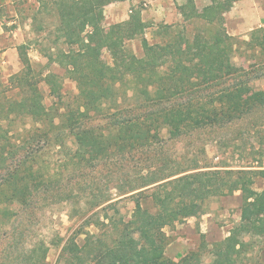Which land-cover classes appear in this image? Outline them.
I'll return each mask as SVG.
<instances>
[{"label": "rangeland", "instance_id": "obj_1", "mask_svg": "<svg viewBox=\"0 0 264 264\" xmlns=\"http://www.w3.org/2000/svg\"><path fill=\"white\" fill-rule=\"evenodd\" d=\"M52 2L0 0V184L18 164L20 173L31 167L37 177L49 182L34 194L29 207L0 188V264H73L69 255L62 252L69 239L78 246L109 245L120 235L121 222L131 220L133 194L141 191L142 196H148L153 185L125 195H120V191L157 168L174 170L178 176L208 171L244 172L247 174L242 177L251 191L263 189L264 178L257 174L264 170V107L229 124L192 133L155 128L142 149L115 152L99 162L78 164L73 159L74 136L59 126L66 109L86 112L81 125L99 131L109 127L111 118L122 119L140 111H132L135 101L131 88L125 84L116 86L114 106L98 101L95 94L88 102L75 82L64 76L62 65L67 47L57 32ZM142 3L139 7L145 9ZM241 11H248L246 25L240 24L238 17L237 27L234 20L224 21L225 32L232 37L229 70L234 72L236 81L246 82L253 91H264V57L251 45L255 31H264V0H251L238 9ZM146 23L145 38L150 44L157 43V25L150 20ZM197 27L210 31L213 28L186 24L190 34ZM127 48L137 57L142 56L140 39L128 42ZM20 52L26 54L31 70L29 82L36 83L53 125L44 118L38 120L8 111L12 102L23 97L19 81L15 80L28 72ZM103 59L110 63L107 52ZM47 74L62 77L60 97L49 93L44 83ZM242 202V193L235 191L196 203L195 215L163 229L167 237L166 257L178 261L181 256L198 251L201 264H210L211 246L227 237L239 223ZM143 207L155 212L150 199L143 201ZM250 243L254 256L247 255L242 264H264V253L257 254L264 239L254 238Z\"/></svg>", "mask_w": 264, "mask_h": 264}, {"label": "trees", "instance_id": "obj_2", "mask_svg": "<svg viewBox=\"0 0 264 264\" xmlns=\"http://www.w3.org/2000/svg\"><path fill=\"white\" fill-rule=\"evenodd\" d=\"M126 0H53L57 32L67 47L62 68L64 76L74 81L85 100L117 106V85H127L135 101L133 112L141 114L111 118L105 131L82 126L86 112L66 109L59 126L74 136L73 159L78 164H92L109 158L115 152L137 151L146 147L156 128L168 132L192 133L207 127L229 124L253 109L264 107V91H253L246 82L236 81L229 70L232 37L225 32L224 15L237 0H209L201 11L193 0H183L178 7L182 24L156 26L160 40L150 44L145 38L148 24L141 19V8L124 22L104 28V7ZM40 5V4H39ZM40 7V6H39ZM200 23L210 31L195 28L188 33L186 24ZM180 28V30H177ZM196 31V33H195ZM251 45L264 57V31H255ZM140 39L142 56L137 57L127 43ZM107 52L110 63L103 59ZM20 58L28 69L15 80L23 92L20 101L12 102L8 111L53 125L49 108L36 83L29 82L30 66L24 52ZM62 77L45 75L49 93L60 97ZM25 83V84H23ZM26 89V90H25ZM113 106V105H112ZM194 169V168H193ZM157 168L146 176L128 183L120 195L151 187L148 196L133 194L131 220L121 222L120 235L108 245L78 246L69 239L62 247L73 264H201L198 251L181 256L178 261L166 257L167 237L163 229L196 214L195 204L213 197L242 193L239 223L227 237L211 246L210 264H242L247 255L254 256V238L264 239V187L255 193L247 186L244 172L208 171L182 176ZM167 171V172H165ZM20 164L10 170L0 184L2 191L24 207L41 187L48 184L30 167L20 173ZM247 174V173H245ZM244 174V175H245ZM264 178V170L258 172ZM150 199L155 212L143 207ZM47 249L43 250V254ZM260 256L264 245L258 248ZM252 253V254H251ZM44 258V255H43Z\"/></svg>", "mask_w": 264, "mask_h": 264}, {"label": "crops", "instance_id": "obj_3", "mask_svg": "<svg viewBox=\"0 0 264 264\" xmlns=\"http://www.w3.org/2000/svg\"><path fill=\"white\" fill-rule=\"evenodd\" d=\"M126 0L121 2H114L106 5L103 12L102 25L104 28H108L111 25L124 22L128 19L129 15L136 9L140 8L139 5L142 3L145 9H141V19L143 22L149 20L154 22V26L161 25H175L176 23L182 22L180 11L176 9V5L179 7L183 4V0ZM251 0H237L229 12L224 15L226 22L234 20L237 26V17L240 19V24L243 22L247 24L248 11L238 12V9L242 6L248 5ZM195 8L201 11L205 6L209 4V0H193ZM174 8H171V7ZM245 10V9H244ZM239 22V21H238ZM175 23V24H173ZM234 27V28H235ZM238 29H235L236 31ZM237 34L236 32H231Z\"/></svg>", "mask_w": 264, "mask_h": 264}]
</instances>
